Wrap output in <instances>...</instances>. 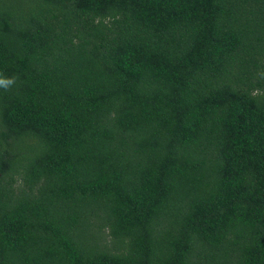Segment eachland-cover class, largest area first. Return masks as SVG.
Listing matches in <instances>:
<instances>
[{
	"label": "trees",
	"instance_id": "obj_1",
	"mask_svg": "<svg viewBox=\"0 0 264 264\" xmlns=\"http://www.w3.org/2000/svg\"><path fill=\"white\" fill-rule=\"evenodd\" d=\"M0 264H264V0H0Z\"/></svg>",
	"mask_w": 264,
	"mask_h": 264
},
{
	"label": "clouds",
	"instance_id": "obj_2",
	"mask_svg": "<svg viewBox=\"0 0 264 264\" xmlns=\"http://www.w3.org/2000/svg\"><path fill=\"white\" fill-rule=\"evenodd\" d=\"M15 80V77L0 76V88H3L5 91H7L15 83Z\"/></svg>",
	"mask_w": 264,
	"mask_h": 264
}]
</instances>
